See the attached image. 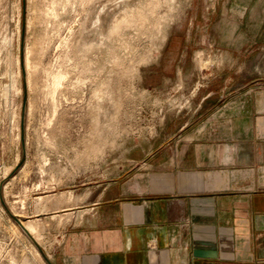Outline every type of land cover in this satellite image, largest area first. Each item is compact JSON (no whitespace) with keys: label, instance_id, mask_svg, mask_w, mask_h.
Wrapping results in <instances>:
<instances>
[{"label":"rangeland","instance_id":"1","mask_svg":"<svg viewBox=\"0 0 264 264\" xmlns=\"http://www.w3.org/2000/svg\"><path fill=\"white\" fill-rule=\"evenodd\" d=\"M253 86L264 0H0V264H47L12 210L49 259L67 191L132 197L175 111Z\"/></svg>","mask_w":264,"mask_h":264},{"label":"crops","instance_id":"2","mask_svg":"<svg viewBox=\"0 0 264 264\" xmlns=\"http://www.w3.org/2000/svg\"><path fill=\"white\" fill-rule=\"evenodd\" d=\"M204 98L175 111L158 150L137 159L153 168L147 188L94 189L88 201L67 191L73 205L49 215L77 217L55 235L52 264H264V89Z\"/></svg>","mask_w":264,"mask_h":264},{"label":"water","instance_id":"3","mask_svg":"<svg viewBox=\"0 0 264 264\" xmlns=\"http://www.w3.org/2000/svg\"><path fill=\"white\" fill-rule=\"evenodd\" d=\"M23 96H24L23 108H25V105H26V88L25 87L23 88ZM23 141H24V121L22 119V121H21V142L23 143ZM23 162H24V154L21 157L18 168L23 164ZM10 217L21 228L23 233L28 237V239L33 244V246L37 249V251L39 252L41 257L43 258L45 263L52 264L51 261L48 259V257L43 252V250L41 249L40 245L37 243V241L32 236H30V234L27 232V230L23 227L21 219L17 218L13 214H10Z\"/></svg>","mask_w":264,"mask_h":264},{"label":"bare ground","instance_id":"4","mask_svg":"<svg viewBox=\"0 0 264 264\" xmlns=\"http://www.w3.org/2000/svg\"><path fill=\"white\" fill-rule=\"evenodd\" d=\"M13 214H15L14 210H12ZM36 224L34 223V220H30L28 221L26 224H24V228L27 230V232L30 234V236H32L36 241L37 243H39L38 241V237H37V229H36ZM33 246V244H32ZM36 252H37V249H36Z\"/></svg>","mask_w":264,"mask_h":264}]
</instances>
